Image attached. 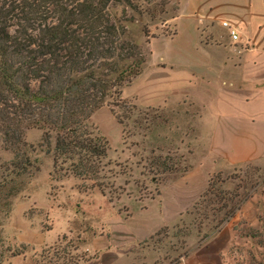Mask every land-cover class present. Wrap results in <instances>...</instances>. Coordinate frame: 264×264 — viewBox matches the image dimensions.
<instances>
[{"label": "crops", "instance_id": "obj_1", "mask_svg": "<svg viewBox=\"0 0 264 264\" xmlns=\"http://www.w3.org/2000/svg\"><path fill=\"white\" fill-rule=\"evenodd\" d=\"M177 5L165 30L147 42L144 71L127 95L144 107L176 113L173 125L183 132L179 143L190 144L191 169L155 196L128 200L123 210L104 195L93 198L99 229L96 221L95 232L78 250L84 257L74 264H264V177L217 227L196 230L185 252L175 250L169 258L153 246L161 230L191 216L214 174L249 164L264 174V0H178ZM70 192L72 205L81 195ZM70 208L56 210L65 215ZM76 208L59 232L53 223L47 229L23 224L18 242L37 251L54 245L71 234Z\"/></svg>", "mask_w": 264, "mask_h": 264}, {"label": "rangeland", "instance_id": "obj_2", "mask_svg": "<svg viewBox=\"0 0 264 264\" xmlns=\"http://www.w3.org/2000/svg\"><path fill=\"white\" fill-rule=\"evenodd\" d=\"M136 1L140 4L138 11L123 5L109 9L115 20L126 16L122 24L127 29L128 39L140 47L144 63L140 74L122 87L121 102L105 105L91 116V129L108 143L104 160L107 166L99 180L101 187L91 189V182L81 184L73 176L62 178L63 173H54L52 153L47 152L43 132L37 129L27 130L24 135L25 142L31 146L26 149L31 161L28 172L19 177H8L5 167L14 155L0 142V264H19L23 259H27L26 264L78 263L84 257L78 250L91 235L96 221L99 229L98 214L90 206L95 205L93 198L100 200L99 194L104 195L123 210L128 200L155 196L159 187L181 178L191 169L190 144L179 143L183 132L173 125L176 113L144 107L139 100L127 95V89L144 71L147 42L151 36L165 30V25L177 13L178 0L151 1V4H146L145 0ZM53 146L54 136L50 148ZM260 170L249 164L226 175L211 176L207 190L194 205L195 211H189L191 216L173 228L161 230L153 239V246L163 249L165 257L169 258L175 256L172 254L175 250L185 252L187 240L196 230L209 231L217 227L225 214H230L242 199L253 194L264 177ZM70 189L81 195L72 205L67 203ZM14 190L16 193L10 195ZM83 201L87 212L82 209ZM69 205L71 208L65 215L56 210ZM74 206L79 218L72 221L70 235L65 234L54 245L38 251L18 242L19 230L26 223L43 229L51 228L53 223L54 231L59 232L64 228L65 219L71 220L69 216L73 215L71 209Z\"/></svg>", "mask_w": 264, "mask_h": 264}, {"label": "trees", "instance_id": "obj_3", "mask_svg": "<svg viewBox=\"0 0 264 264\" xmlns=\"http://www.w3.org/2000/svg\"><path fill=\"white\" fill-rule=\"evenodd\" d=\"M151 1L158 0H145ZM138 2L0 0V142L14 155L8 177L28 172L31 146L24 135L37 129L54 173L101 187L108 143L91 129V116L121 102L122 87L144 63L122 24L126 16L115 20L109 9L138 11Z\"/></svg>", "mask_w": 264, "mask_h": 264}, {"label": "built area", "instance_id": "obj_4", "mask_svg": "<svg viewBox=\"0 0 264 264\" xmlns=\"http://www.w3.org/2000/svg\"><path fill=\"white\" fill-rule=\"evenodd\" d=\"M223 26L224 27H227V28H230V26L226 22L223 23ZM229 34H230V36H231V38L233 40H236L237 39V34H236V31L235 30L229 29Z\"/></svg>", "mask_w": 264, "mask_h": 264}]
</instances>
